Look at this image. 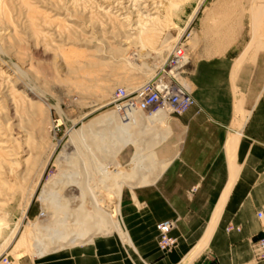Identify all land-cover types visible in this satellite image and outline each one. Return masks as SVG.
<instances>
[{
	"label": "rangeland",
	"instance_id": "374dc122",
	"mask_svg": "<svg viewBox=\"0 0 264 264\" xmlns=\"http://www.w3.org/2000/svg\"><path fill=\"white\" fill-rule=\"evenodd\" d=\"M176 46L188 63L174 78L190 95L199 63L226 59L234 81L241 64L264 51V1L0 0V255L10 264L120 226L125 235L119 203L164 168L155 152L181 115L148 122L153 114L138 112L135 125L108 103L115 88L152 79ZM103 117L117 123L90 126ZM77 183L92 194L82 196ZM67 235L74 237L51 245ZM39 242L51 246L45 255L37 256Z\"/></svg>",
	"mask_w": 264,
	"mask_h": 264
},
{
	"label": "crops",
	"instance_id": "0c3cea01",
	"mask_svg": "<svg viewBox=\"0 0 264 264\" xmlns=\"http://www.w3.org/2000/svg\"><path fill=\"white\" fill-rule=\"evenodd\" d=\"M231 68L226 59L193 68L194 105L155 152L164 168L119 203L125 235L118 222L117 234L15 264H264V51L234 81ZM164 221L176 242L166 252L156 228Z\"/></svg>",
	"mask_w": 264,
	"mask_h": 264
},
{
	"label": "built area",
	"instance_id": "2783aa9c",
	"mask_svg": "<svg viewBox=\"0 0 264 264\" xmlns=\"http://www.w3.org/2000/svg\"><path fill=\"white\" fill-rule=\"evenodd\" d=\"M185 54L183 47H174L152 79L133 90L115 88L108 105L122 120L136 112L150 115L156 113L182 115L194 105L190 93L174 78L175 74L183 73L182 69L188 63ZM156 228L159 249L162 252L169 251L176 244L170 236L173 222H161ZM257 250V262L264 263V237L257 241ZM0 264H10L5 254L0 255Z\"/></svg>",
	"mask_w": 264,
	"mask_h": 264
},
{
	"label": "bare ground",
	"instance_id": "6f19581e",
	"mask_svg": "<svg viewBox=\"0 0 264 264\" xmlns=\"http://www.w3.org/2000/svg\"><path fill=\"white\" fill-rule=\"evenodd\" d=\"M260 1H264V0H260ZM143 48V47H142ZM142 50V49H141ZM160 53V52H159ZM159 53H157V54H155V55H158V56H160V54ZM185 53H186V51H185ZM186 55V60H187V53L185 54ZM164 56V55H163ZM179 74H182V73H179ZM179 74H175V75H179ZM185 87H188V85H185ZM184 87V88H185ZM136 114H137V112L135 113V114H130L124 121L126 122V123H135V125H136V123H140V120H139V118L136 116ZM143 117V116H142ZM161 117L160 116H158L157 115V113L156 114H153V115H151V116H149V117H147L146 118V120H148V122L150 121V122H154L156 119H160ZM144 120V119H143ZM105 121H109V122H116V120H113V119H111V117H103V118H100V119H98V120H95L94 122H90V126H93V124H95V123H98L99 125H100V123H105ZM161 121V120H160ZM147 122V121H146ZM117 123V122H116ZM106 124V123H105ZM114 124V123H113ZM125 128H127V127H125ZM125 130V129H124ZM109 135V134H108ZM124 135H126L125 133H124ZM128 135V134H127ZM142 135V134H141ZM106 139V138H105ZM125 139V138H124ZM152 139V138H151ZM116 140V139H115ZM117 142H118V140H117ZM155 144V143H154ZM152 145V144H151ZM150 146V145H149ZM148 146V147H149ZM149 150V149H148ZM148 150H145L146 151V153H148ZM150 153H152L153 152V150H151L150 149V151H149ZM119 153V152H118ZM117 153V154H118ZM149 153V154H150ZM116 154V155H117ZM67 161H69V160H67ZM134 162V161H133ZM134 163H136V162H134ZM126 170H130L131 169V167L129 166V165H127V166H125L124 167ZM147 168V167H146ZM124 169V170H125ZM98 173V172H97ZM128 175V174H127ZM129 176V175H128ZM78 184V183H77ZM78 186L80 187V189H81V193H82V196H83V193L85 192L86 193V191H88V192H90L91 190L90 189H88L89 187H87V186H85V185H80V184H78ZM53 189H54V187H52ZM93 192V191H92ZM91 193V192H90ZM54 195V193L53 192H50V193H48V194H45L44 195V197H43V199H42V201L44 202V203H47V202H50L51 200H50V196L51 195ZM56 194V193H55ZM74 194V193H73ZM89 194V193H88ZM87 194V195H88ZM92 194V193H91ZM79 195V194H78ZM94 195V194H93ZM69 196V195H68ZM81 196V195H80ZM72 198V197H71ZM94 198V197H93ZM96 198H97V196H96ZM79 199V198H78ZM60 200H62V199H60ZM74 200V199H73ZM64 201V200H63ZM97 201H99V200H97ZM42 202V203H43ZM55 202V201H54ZM93 202H96L95 200L93 201ZM51 203H53V202H51ZM56 203V202H55ZM96 205H98V203L96 202L95 203ZM67 205V203H63V204H59V206H57V203H56V206H54V207H59V208H61V207H65ZM81 207V206H80ZM46 209V208H45ZM100 211H102V209H100ZM75 214V213H74ZM47 218H48V216H46ZM55 217V216H54ZM49 219L51 220V219H53V216H50L49 217ZM55 221H56V219H55ZM48 222V221H47ZM60 222V221H59ZM77 222V221H76ZM115 225H113L112 226V228L115 230V231H119V228H118V225H117V223L115 222L114 223ZM55 225H56V222H55ZM33 227L32 228H34V230H36L37 232L38 231H41V229L44 227V223H35V224H33L32 225ZM58 226V225H57ZM35 232V231H34ZM36 232V233H37ZM65 233V232H64ZM39 235H40V233H38ZM41 234H43V233H41ZM37 235V234H36ZM43 235H45V234H43ZM49 235V234H48ZM83 235V232L81 233V234H79L78 236L79 237H81ZM38 236V235H37ZM42 236V235H41ZM75 236H77V235H75ZM48 237V236H47ZM68 237H71V238H73L74 236L73 235H71V236H69V235H67V236H65V237H63V238H60V239H57V240H55V241H53L52 243L53 244H51V245H54L55 247L57 246V245H59V247H60V244H65L66 243V241L68 240L67 238ZM42 238L43 237H41V240H42ZM71 238H69V240L68 241H70V239ZM39 239H40V237H39ZM43 240H44V238H43ZM50 248H51V246L50 245H47V244H43V242H39L38 244H37V248H36V253H37V256H42V255H44V254H46L47 252H49V250H50Z\"/></svg>",
	"mask_w": 264,
	"mask_h": 264
}]
</instances>
